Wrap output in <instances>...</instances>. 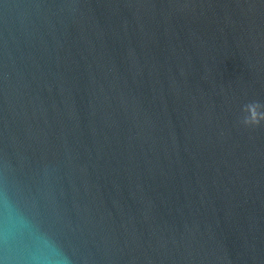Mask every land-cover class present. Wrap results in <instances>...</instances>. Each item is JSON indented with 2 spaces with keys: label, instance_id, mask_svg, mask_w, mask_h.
<instances>
[{
  "label": "water",
  "instance_id": "1",
  "mask_svg": "<svg viewBox=\"0 0 264 264\" xmlns=\"http://www.w3.org/2000/svg\"><path fill=\"white\" fill-rule=\"evenodd\" d=\"M264 0H0V259L264 264Z\"/></svg>",
  "mask_w": 264,
  "mask_h": 264
},
{
  "label": "clouds",
  "instance_id": "2",
  "mask_svg": "<svg viewBox=\"0 0 264 264\" xmlns=\"http://www.w3.org/2000/svg\"><path fill=\"white\" fill-rule=\"evenodd\" d=\"M260 119H264V112H257V119L252 122L259 123ZM0 264H7V262L0 259ZM32 264H66V261L58 259L55 255L49 256L41 253L33 258Z\"/></svg>",
  "mask_w": 264,
  "mask_h": 264
}]
</instances>
